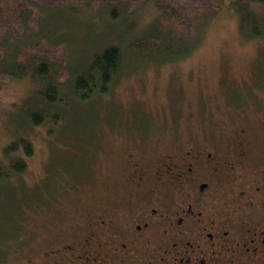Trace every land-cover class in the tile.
I'll return each instance as SVG.
<instances>
[{
  "label": "rangeland",
  "instance_id": "rangeland-1",
  "mask_svg": "<svg viewBox=\"0 0 264 264\" xmlns=\"http://www.w3.org/2000/svg\"><path fill=\"white\" fill-rule=\"evenodd\" d=\"M214 2L219 13L188 58L140 65L128 58V52L123 54L125 72L111 90L71 105L59 123H29L22 109L25 81L0 79V165L8 171L6 159L20 155L21 151L4 154L12 141L26 138L33 149L31 156H24L22 173L8 172L7 179L0 180V264H28L31 255L36 256L48 214L70 216L80 201H91L89 196L124 188L115 170L125 132L131 130L142 145H161L173 138V131L182 139L203 134L202 115L215 119L216 112L213 129L218 132L228 127L225 113L234 110L230 105L248 98L249 91L264 96V6L248 0ZM149 15L142 10L139 24ZM246 29L260 35L249 36ZM43 45L41 53L47 55ZM93 45L94 41L84 52ZM53 56L52 52L50 59ZM198 98L208 101L207 113L201 115L205 107ZM54 176L57 179L51 180ZM45 191H51L46 199Z\"/></svg>",
  "mask_w": 264,
  "mask_h": 264
},
{
  "label": "flooded vegetation",
  "instance_id": "flooded-vegetation-1",
  "mask_svg": "<svg viewBox=\"0 0 264 264\" xmlns=\"http://www.w3.org/2000/svg\"><path fill=\"white\" fill-rule=\"evenodd\" d=\"M230 107L218 132L217 112L203 134L161 145L125 132L124 188L44 217L28 264H264V96Z\"/></svg>",
  "mask_w": 264,
  "mask_h": 264
},
{
  "label": "trees",
  "instance_id": "trees-1",
  "mask_svg": "<svg viewBox=\"0 0 264 264\" xmlns=\"http://www.w3.org/2000/svg\"><path fill=\"white\" fill-rule=\"evenodd\" d=\"M248 1L264 6V0ZM144 9L150 15L140 25ZM219 9L214 0H0V79L25 81L22 109L29 123H59L71 105L111 90L125 72L123 54L128 52L140 65L188 58ZM247 33L260 35L258 30ZM42 44L49 58L41 53ZM11 151L21 152L6 159L8 171L0 165V180L24 171V156L32 155V144L20 138L4 154ZM49 193L42 196L46 199Z\"/></svg>",
  "mask_w": 264,
  "mask_h": 264
}]
</instances>
